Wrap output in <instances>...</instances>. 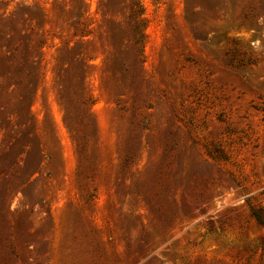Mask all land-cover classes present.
<instances>
[{"label": "rangeland", "instance_id": "374dc122", "mask_svg": "<svg viewBox=\"0 0 264 264\" xmlns=\"http://www.w3.org/2000/svg\"><path fill=\"white\" fill-rule=\"evenodd\" d=\"M252 208L264 0H0V264H264Z\"/></svg>", "mask_w": 264, "mask_h": 264}, {"label": "trees", "instance_id": "16d2710c", "mask_svg": "<svg viewBox=\"0 0 264 264\" xmlns=\"http://www.w3.org/2000/svg\"><path fill=\"white\" fill-rule=\"evenodd\" d=\"M144 10L139 2H134L131 5V16L134 20L133 22V37L135 45L138 47L139 56L143 55L144 46V28L145 21L143 19ZM252 217L256 221L264 226V210L262 208H252Z\"/></svg>", "mask_w": 264, "mask_h": 264}]
</instances>
